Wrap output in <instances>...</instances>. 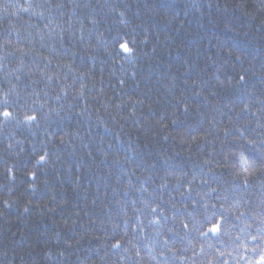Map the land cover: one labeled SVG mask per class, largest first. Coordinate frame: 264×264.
Returning a JSON list of instances; mask_svg holds the SVG:
<instances>
[{"label":"clouds","instance_id":"1","mask_svg":"<svg viewBox=\"0 0 264 264\" xmlns=\"http://www.w3.org/2000/svg\"><path fill=\"white\" fill-rule=\"evenodd\" d=\"M247 2L236 6L264 29V0H252V9ZM77 6L0 0V14L14 18L0 28V219L16 209V220L27 222L33 208L62 217L36 255L5 244L0 264H67L71 257L79 264H264V66L229 48L223 51L240 62L235 75H222L225 65L211 56L213 71L188 61L179 74L161 70L157 53L169 38L153 41L112 0L107 11L123 31L109 39L100 18L74 15ZM149 64H156L154 78L144 74ZM253 77L260 90L245 87ZM129 82L136 95L128 94ZM231 90H246V99L225 108L222 94ZM154 104L159 115H147ZM97 125L114 139L97 136ZM141 137L144 148H154L152 158L133 161L115 151L125 138L135 151ZM110 157L124 171L106 170L112 180L101 192L84 177L94 171L102 179ZM85 160L95 163L86 167ZM69 183L82 201L70 210L61 196ZM43 191L46 199L33 198Z\"/></svg>","mask_w":264,"mask_h":264},{"label":"trees","instance_id":"2","mask_svg":"<svg viewBox=\"0 0 264 264\" xmlns=\"http://www.w3.org/2000/svg\"><path fill=\"white\" fill-rule=\"evenodd\" d=\"M112 0H78V6L74 12L75 16L87 18L89 15L97 16L101 19V27L110 29L109 39L116 31H123L122 26L113 22L115 13L107 11V6ZM119 7L123 8L127 13L128 21L133 25H145L152 33V40L155 41L157 35L161 38H169V43L166 50H158L159 67L161 70L168 69L172 73L179 74L183 72L185 61L197 65V69L207 67L208 71H213L216 67L209 59L211 56L218 63L225 65V71L222 75H235V69L232 67L235 63L239 65V61L235 60V56H229L224 52V49H232L233 52H239L245 55L247 60L252 61L258 67L264 66V29L257 30L258 21H253L244 15L245 10L238 8L237 0H118ZM79 5H86L80 7ZM211 5V6H209ZM252 0H248L247 9H252ZM27 19L28 14H23ZM12 16H4L0 14V28L3 25H8L9 21L13 20ZM19 22V21H18ZM3 34L7 35L10 29H2ZM142 31V29H138ZM16 38V34L12 33ZM218 49L219 55H218ZM100 59H105L103 52L97 54ZM87 63H93L88 60ZM97 73L100 71V60L95 61ZM109 65L104 64L105 73L108 72ZM156 64L145 65L144 74L155 77L154 69ZM197 69L187 73V79L191 80L197 75ZM246 88L261 89L259 78L253 77L249 79ZM139 89L129 82L127 92L129 95H136ZM153 95H159V92L153 90ZM246 90H231L222 94L223 106L226 108L229 103H242L246 99ZM194 103H201L200 97H193ZM161 111V106L153 105V111L148 113L150 116H157ZM247 115V114H246ZM176 127L182 128L184 125L177 124ZM96 135H103L106 138L115 137V132L104 129L100 125L96 126ZM147 137H141L139 147L135 151L130 150L127 138L119 143L115 149L120 154H126L133 161H141L142 159H150L154 155V148L151 144L144 148ZM143 149V151H141ZM95 151V150H93ZM112 152V149H109ZM251 151V150H250ZM152 154V155H150ZM252 155L257 153L252 152ZM99 155L96 156V161H99ZM3 163V161H0ZM24 163V162H22ZM26 163H31L27 161ZM73 164L77 163L76 159L72 160ZM95 162L85 160V166L93 165ZM160 164L159 167H163ZM111 169L115 172L123 173L124 169L114 163L113 158L103 160L100 168L102 179L95 178L96 173L88 172L84 179L91 181L94 187H98L101 192L107 184L111 183L112 177L105 174L106 170ZM126 178V177H125ZM26 181L27 178H22ZM23 185L21 184L20 187ZM20 187L17 191H20ZM49 193L43 191L38 193L36 200L43 201L48 197ZM62 198L70 201L69 210L72 205H80L82 203L80 193H73L70 183L66 184ZM95 214V209H93ZM19 212L16 209H9L7 212V222L0 219V247L5 244H10L17 251H31L36 255L48 237L57 231L61 225L62 219L60 214L40 215L36 208L28 214L30 219L27 222L17 221L16 217ZM19 230H24L27 235L21 237ZM17 233L13 236V233ZM66 239H71L73 234L67 230L64 232ZM98 241H93L89 247H94ZM83 255L86 258H93L97 255L95 251H85ZM18 259V258H17ZM79 264L75 261V257H71L67 264Z\"/></svg>","mask_w":264,"mask_h":264},{"label":"snow or ice","instance_id":"3","mask_svg":"<svg viewBox=\"0 0 264 264\" xmlns=\"http://www.w3.org/2000/svg\"><path fill=\"white\" fill-rule=\"evenodd\" d=\"M122 47L125 48V50H127V45H122ZM5 115H7V113H5ZM212 230L215 231L216 230L215 227H213Z\"/></svg>","mask_w":264,"mask_h":264}]
</instances>
